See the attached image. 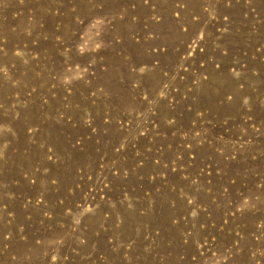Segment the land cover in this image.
I'll use <instances>...</instances> for the list:
<instances>
[{
  "label": "rangeland",
  "instance_id": "374dc122",
  "mask_svg": "<svg viewBox=\"0 0 264 264\" xmlns=\"http://www.w3.org/2000/svg\"><path fill=\"white\" fill-rule=\"evenodd\" d=\"M0 264H264V0H0Z\"/></svg>",
  "mask_w": 264,
  "mask_h": 264
}]
</instances>
